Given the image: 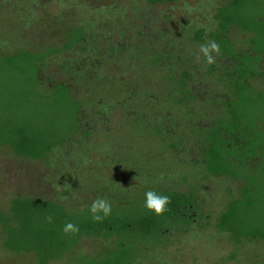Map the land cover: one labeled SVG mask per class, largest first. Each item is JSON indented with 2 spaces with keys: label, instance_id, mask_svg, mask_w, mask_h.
Masks as SVG:
<instances>
[{
  "label": "rangeland",
  "instance_id": "rangeland-1",
  "mask_svg": "<svg viewBox=\"0 0 264 264\" xmlns=\"http://www.w3.org/2000/svg\"><path fill=\"white\" fill-rule=\"evenodd\" d=\"M221 3L0 0V50L58 45L67 27L86 26L83 47L50 57L41 70L44 79L66 81L74 96L84 102L81 130L47 160L20 158L6 148L0 149V209L8 207L16 196L43 197L80 207L90 203L99 191L129 198L133 190L154 185L183 187L184 175L190 180L196 177L201 181L209 225L194 227L167 247L146 249L140 264H264L263 240L237 244L215 228L230 192L237 195L243 183L226 176H207L205 146L189 135L192 126L211 125L213 112L229 97L224 82L236 62L219 51L213 52L215 62L209 64L200 53L206 43L190 40L198 27L215 28L214 13ZM229 38L241 51L248 48L246 34L234 29ZM151 53L163 57L157 66L147 64L145 57ZM173 71L190 76L191 98L179 107L164 79ZM251 82L264 90V74ZM141 116L147 118V126L161 125L165 135L180 138L182 146L170 152L154 151L155 139L145 134L138 138L136 133ZM129 150L135 160L128 157ZM147 191L132 194L131 201L135 199L142 206ZM3 239L0 230V264H38L32 253L7 251ZM108 244L87 238L73 255L48 264H67L78 255H95Z\"/></svg>",
  "mask_w": 264,
  "mask_h": 264
},
{
  "label": "trees",
  "instance_id": "trees-1",
  "mask_svg": "<svg viewBox=\"0 0 264 264\" xmlns=\"http://www.w3.org/2000/svg\"><path fill=\"white\" fill-rule=\"evenodd\" d=\"M144 1L159 5L180 0ZM214 21V29L198 27L190 40L200 44L215 41L222 54L238 61L235 72L228 74L235 90L233 93L230 88L233 97L226 106V114L234 120H214L213 125L203 128L192 126L189 135L200 139L205 146L207 176H226L245 183L237 195L230 192L215 228L237 244L245 240L264 241V91L257 90L251 82L253 77L264 74V0H222ZM234 29L246 34L245 51L229 38ZM85 38L86 26L78 24L65 29L58 45L0 50V149L6 148L20 158L47 160L57 147L79 134L84 102L74 96L66 81L44 79L41 70L50 57L83 47ZM145 59L149 66H157L163 57L151 53ZM189 77L188 73L175 71L164 77L178 107L191 98ZM239 117L253 120H246L248 130L231 140L223 131L236 133L235 128H240L238 121L244 122L235 120ZM256 119H260L261 126L256 124ZM138 120L141 122L135 129L138 138L144 134L154 138L157 147L154 151L170 152L182 146L180 138L172 133L165 135L161 125L149 127L143 116ZM257 128H260L258 132ZM130 150L127 155L135 160ZM253 159H259L255 168L250 163ZM183 178V187L149 186L133 190L129 198L99 191L90 203L80 207L43 197H13L8 207L0 209L4 247L11 253H32L38 264H48L73 255L82 240L91 238L109 244L103 252L78 255L68 259L67 264H140L146 249L167 247L175 237L187 234L194 227L209 225L210 216L204 214L201 181L196 177L190 180L186 175ZM144 190L170 197L168 210L156 215L145 203L140 206L139 201H131L132 194ZM97 197L106 198L112 206L111 214L102 222H94L89 211ZM48 216L52 217L51 222ZM67 222L77 225L79 232L65 234L63 228Z\"/></svg>",
  "mask_w": 264,
  "mask_h": 264
},
{
  "label": "clouds",
  "instance_id": "clouds-1",
  "mask_svg": "<svg viewBox=\"0 0 264 264\" xmlns=\"http://www.w3.org/2000/svg\"><path fill=\"white\" fill-rule=\"evenodd\" d=\"M187 7V6H186ZM220 48L215 41H210L200 48V53L203 54L207 63H214L213 52L219 54ZM199 59V57H197ZM145 207L154 212L156 215H162L167 211V205L170 203V197L166 195H160L155 191L149 190L145 193ZM89 211L92 214V220L94 222H102L106 217L111 214L112 206L110 202L103 197H97L89 207ZM48 221L51 222L52 217H47ZM65 234H76L79 232V227L71 222H67L63 228Z\"/></svg>",
  "mask_w": 264,
  "mask_h": 264
},
{
  "label": "flooded vegetation",
  "instance_id": "flooded-vegetation-1",
  "mask_svg": "<svg viewBox=\"0 0 264 264\" xmlns=\"http://www.w3.org/2000/svg\"><path fill=\"white\" fill-rule=\"evenodd\" d=\"M225 57L230 58V59H232V60H234L236 62L234 70L232 71L234 73L235 72V68H236V66L238 64V61H236L235 59H233V58H231V57H229L227 55ZM228 74L229 73L226 74V79H225L224 83H225V86L227 87V92L229 94V97L223 102V104L220 106V108L217 111L213 112L214 115L211 116V120H212L211 125L214 124V120H234V118L232 119L233 116H227V114H226V109H227L226 106L229 105L228 103L232 101V97H233L232 96V92L234 93V90H235L234 87H233L232 77L229 78ZM230 88H231L232 92L230 91ZM257 90H259V89L257 88ZM256 112H258V111H256ZM250 119L253 120V118H250ZM250 119H248L246 117H245V119L241 118V117L235 118V120H243L244 122H239L238 121V123L240 124V126H239L240 128H238V127L235 128V132L236 133H231L228 130L223 131L224 136H226L229 139L233 140V137H235L236 135L240 134L242 131H245L246 129L248 130L249 124H248V122L246 120H250ZM256 120H257L256 124L261 126L262 122L260 121V119H256ZM211 125H209V126H211ZM258 130H260V128H257L256 131L258 132ZM236 142L237 143H241L240 141H236ZM258 161H259V159H253V160L250 161V163L255 168ZM240 181L243 183V187H244V185H245L244 181L243 180H240Z\"/></svg>",
  "mask_w": 264,
  "mask_h": 264
}]
</instances>
